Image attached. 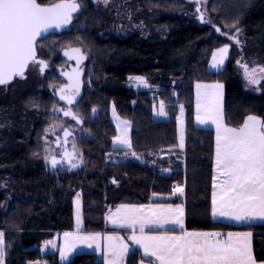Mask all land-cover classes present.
<instances>
[{
	"label": "trees",
	"instance_id": "16d2710c",
	"mask_svg": "<svg viewBox=\"0 0 264 264\" xmlns=\"http://www.w3.org/2000/svg\"><path fill=\"white\" fill-rule=\"evenodd\" d=\"M145 1L147 7L165 12L158 20L165 24H160L157 33L144 36L136 32L125 39L104 37L102 10L83 0L75 25L62 36L50 35L40 41L39 53L46 58L73 46L89 51L84 92L75 108L92 137L82 141L85 162L81 168H45L41 161L44 137L52 111L60 102L48 87L49 81L45 82V90H31L25 95L24 104L39 109L42 116L35 123L28 151L13 150L11 146L0 149L3 264H61L57 252L45 253L42 245L57 233L74 228L76 193H81L83 199L84 231L107 233L113 231L107 213L118 204L180 200L183 195L174 193L175 182L185 186L188 230L253 231L256 259L264 262V222L234 226L212 217L215 132L195 123V84L201 81L224 84L225 121L229 126L239 127L248 115L264 118V90L256 94L246 89L235 47L223 70L209 69L214 51L230 43L221 33L237 28L264 62V0H209L206 10L188 0ZM197 7L205 11L208 22L200 21ZM133 75L149 79L183 76V80L177 95L162 88L156 96L128 87ZM14 94L18 95L16 91ZM158 97L167 102L169 119H155L153 103ZM113 104L132 123V150L113 146L117 136L110 114ZM181 106L186 117L185 151L179 149ZM95 109L99 115L92 119ZM130 151L141 158L126 160ZM117 154L123 161L116 160ZM113 174L119 176L118 181L110 179ZM142 259L141 251L136 249L129 254L127 264H139ZM67 264L105 263L96 253L84 252Z\"/></svg>",
	"mask_w": 264,
	"mask_h": 264
},
{
	"label": "snow or ice",
	"instance_id": "6c2138e0",
	"mask_svg": "<svg viewBox=\"0 0 264 264\" xmlns=\"http://www.w3.org/2000/svg\"><path fill=\"white\" fill-rule=\"evenodd\" d=\"M199 4L200 0H194ZM107 4L108 0H104ZM80 10L77 0H59L44 5L38 0H0V85H6L13 79L24 78L29 64H47L36 58L37 38L53 28H63L72 22L73 14ZM201 22L206 20V13L196 8ZM235 28V24L232 25ZM220 32L219 28H216ZM240 29H236L239 34ZM225 35V33H221ZM237 44L236 36L230 37ZM79 64L86 57L79 48L71 50ZM229 46L217 49L213 54L212 67L219 69L227 57ZM68 55V53H65ZM244 78L249 85H259L264 80V66L249 67L241 63ZM70 84L60 88V99L70 105L80 91V72L66 74ZM138 85L148 87L143 77H130ZM197 121L201 124L212 123L216 126L215 176L213 177L212 216L226 217L236 222L252 223L264 221V118L248 115L239 127H229L224 123L221 105L222 84H197ZM69 90L65 94V90ZM203 89V94L201 93ZM203 102V112H201ZM163 101L159 104L157 115L167 116ZM59 111H64L59 109ZM115 112V109H113ZM183 115V106H181ZM64 115L77 117L71 110ZM121 135L115 137L118 146L131 148L127 137L128 122H123ZM119 127V125H118ZM70 135L65 131V137ZM183 129L180 146L183 147ZM135 155V153H133ZM74 153H66L62 160L55 156L46 157L52 168L65 161L72 168ZM82 162V161H81ZM183 195V189L176 186L174 193ZM155 195V194H153ZM77 232H65L61 259H66L76 247L77 242H84L92 247L101 239L100 233L80 234L82 221L79 216L77 200ZM110 222L118 227L132 228L134 234L129 237L133 244L143 250L144 257L152 258L149 264H257L251 246V232L188 231L184 228L183 208L171 205H121L115 214L109 216ZM138 225V228H137ZM168 225L180 229V233L169 234ZM146 228L164 229L157 234H147ZM139 235H136V232ZM174 231V229H173ZM106 264H123L129 252L128 244L121 237L107 236ZM56 247L55 240L45 242V246ZM5 256L4 233L0 232V264ZM141 264H144L141 261Z\"/></svg>",
	"mask_w": 264,
	"mask_h": 264
},
{
	"label": "rangeland",
	"instance_id": "374dc122",
	"mask_svg": "<svg viewBox=\"0 0 264 264\" xmlns=\"http://www.w3.org/2000/svg\"><path fill=\"white\" fill-rule=\"evenodd\" d=\"M58 1V0H55ZM83 5V0H78ZM94 5L96 10L103 12L104 14V23H105V31L103 33L104 37H116L119 39H125L129 36L133 35L136 32H139L142 35H151L153 31L155 33L161 31V25L165 24L161 22L159 24L158 20H160V16L165 14L161 9L149 8L147 7V3L145 0H108V3L105 4L104 0H89ZM194 2V0H188ZM209 0H200L199 5H203L206 10V5ZM54 2V0H52ZM197 4V3H195ZM167 14V13H166ZM79 15L75 17V25L78 20ZM150 20V23H149ZM72 25V26H73ZM169 28V27H168ZM230 31V32H229ZM225 33L224 37L228 38L230 43L229 45L230 53L231 50L234 49L236 62L240 61L241 63L247 62L249 67L253 66H264V62L261 60L259 54H256V50L252 49L246 37L242 33L241 29L239 34L236 33V29L229 30ZM236 36V39L240 41L239 44L235 42V40L230 37ZM225 46V45H224ZM223 47V46H222ZM221 48V47H220ZM86 56L89 54L85 48H83ZM219 49V48H218ZM215 53V52H214ZM88 57V56H87ZM88 63V62H86ZM85 64V63H84ZM238 69L240 70L242 77L243 69L240 67V64L237 63ZM31 69L28 71V77L23 79H17L14 82L0 86V149L7 150L9 146L13 150H22L28 151L29 144L31 141V137L33 134V130L35 128V123L41 119L42 113L39 109L35 107L26 106L23 102V98L25 95L31 90H45L47 88V84L45 82L49 81L51 75L53 74L54 68L49 66L46 72L42 73L39 65H31ZM130 77H143L148 84V87H144L143 85H138L136 82L130 79ZM128 87L137 90V91H147L149 93H155L158 96V93L162 88L170 89L174 95H177L178 88L182 84L183 76L174 77L171 76L169 79H164L159 76L158 79H149L146 76H130ZM245 80V87L248 91H252V93L260 94L262 90H264V80L257 85H249L247 80ZM56 81L52 80V83L48 84V87L52 92H56L58 85L56 86ZM34 84V86H32ZM14 91L18 93V95L14 94ZM163 101L165 104V111L167 112V116H159L157 112L159 110V104ZM115 109V112L113 111ZM154 117L157 120H166L169 119V114L167 111V102L164 101L161 97H158L157 100L153 103ZM98 111V110H96ZM111 120L113 124L116 126L118 130V135H121V130L124 128L123 122H128L127 127V137L130 140L131 146V133H132V123L130 120L121 116V114L117 111L116 106L113 104L111 107ZM52 119L48 121L47 134L44 137V147H43V158H41L42 163H44V167L51 170V164L46 159V157L52 156V151L54 148V135L63 129L64 124L68 123L73 131L78 133L77 137L74 139L75 149L77 150V155L79 157L84 158V152L82 149V141L85 139H91L92 134L89 129L85 127V125H81L77 120L63 117L57 111V107L52 111ZM99 113L96 115L98 116ZM180 121L184 122V119H180ZM119 125V127H118ZM3 130V131H2ZM3 136H8L7 139H2ZM17 139V140H16ZM10 142V143H9ZM115 148H122L127 150H132L131 148L125 146H118L114 143ZM10 148V147H9ZM10 148V149H11ZM131 155H127L126 160L134 159L138 160L141 158L140 155L130 151ZM39 159V158H38ZM116 160L118 162L123 161L121 155H116ZM125 160V161H126ZM55 169L58 170H70L71 168L66 166L65 164H60L59 167ZM53 170V169H52ZM166 173V172H165ZM118 175L113 174L110 176V179L114 181H118ZM79 199V216L82 221L81 227L84 228V220H83V211L84 204L81 193H76L74 196V218L75 224L77 228V200ZM84 243V242H83ZM65 247V246H64ZM42 249L45 253H51L52 248L49 246H45V243L42 245ZM65 260V259H64ZM4 263V262H3ZM41 264H47L46 262H41Z\"/></svg>",
	"mask_w": 264,
	"mask_h": 264
},
{
	"label": "crops",
	"instance_id": "0c3cea01",
	"mask_svg": "<svg viewBox=\"0 0 264 264\" xmlns=\"http://www.w3.org/2000/svg\"><path fill=\"white\" fill-rule=\"evenodd\" d=\"M216 51H217V49L214 52H216ZM229 51H230V49H229ZM229 51H228V54H227L226 59L224 60L223 65L220 66L219 69L212 67V63H213V59H212L213 58V55H212V57L210 59V62H209V69L211 71H215V72L223 70L226 67V65H227V63L229 61L230 55H231V53ZM217 83L223 85L222 98H221V105H222V112H223V120H224V123L227 126H229L226 123V121H225V87H224V84L222 82H219V81H213V82L201 81V82H197L195 84V123H196L197 127H199V128L210 129V130H213L215 132V145H216V126L214 124H212V123L201 124V123H199L197 121V118H196L197 117V88H196V85L197 84L211 85V84H217ZM203 91L204 90L201 89V93L202 94H203ZM201 112H203V102H202ZM180 119H184V122L183 121H180ZM229 127H232V126H229ZM181 129H183V137H184L183 147L180 146ZM116 130H117V128H116ZM178 131H179V149L182 150V151H185V149H186V117H185V111L184 110H183V115L180 113L179 116H178ZM118 134L119 133H118V130H117V136H118ZM114 140H115V138H114ZM114 140H113V146H114ZM215 172H216V170H215V155H214V176H215ZM176 186H179L180 188L183 189V197L180 200H178V201H172V200H170V201H168V200H157V201H152V202H147V203H121V204L116 205L112 209H110L108 211V213H107V223H108L109 227L113 231L107 232V233H100L101 234V239L97 242L99 244V248H97L96 244H93L92 247H88V245L86 243L77 242L75 249L70 254H68V256H67V258L65 260L64 259L62 260L61 259V249H63L64 246H65L63 234L65 232L76 233L77 232V228H76V224H75L74 225V228L72 230L65 231V232H62V233H57L54 236V238L52 240H55L56 247L53 248L51 245H48L50 248H52V252L51 253L57 252V254H58V260H59V262L61 264H67L76 254L84 253V252L96 253L98 255L99 259H101L106 264L105 254L107 252V244H108V241L105 239V237H107V236H114V237L115 236H118V237H121L122 240H123V242L126 243V244H128V246H129V252L125 256V259H124L123 264H127L128 258H129V254L132 251L136 250V249L140 250L141 253H142L143 259L141 261H143L144 264H149V261L152 258H150V257H144L143 250L141 248H139L138 245L133 244V242L129 239V237H131L134 234L133 229L132 228H128V227H118V226L114 225L112 222H110L109 216L112 215V214H115L116 213V210L121 205H137V206H139V205H150V206H154V205H165V206L171 205L173 208H176V207L179 206V207H182L183 208L184 228L186 230H188L187 223H186V221H187V205H186V202H185V186H180L179 184H177L175 182L173 184V188L175 189ZM213 219L215 221H217V222L231 224V225H234V226L253 225V224H259V223H263L264 222V221L256 220V221H253L252 223L249 224V223L236 222V221L231 220V219H228L226 217H215V218L213 217ZM137 228H138V225H137ZM167 228L169 230V234H177L178 235L180 233V229L178 227L174 226V225H168ZM173 229H174V231H173ZM163 231H164V229H158V228H151V229L146 228L145 229V232L147 234H157V233H160V232H163ZM188 231H195V230H188ZM205 232H220V233H224V234H227L229 232H233V233H235V232H251L252 233L251 246H252V251H253L254 257L256 259L255 252H254V244H253V237H254V232L253 231H250V230H209V231H205ZM88 233H99V232H86V231H84V228L81 227L80 234H88ZM135 234L136 235H139V232L137 231ZM141 261L139 262V264H141ZM256 261H257V264H264V262H260L257 259H256Z\"/></svg>",
	"mask_w": 264,
	"mask_h": 264
},
{
	"label": "flooded vegetation",
	"instance_id": "af4514ba",
	"mask_svg": "<svg viewBox=\"0 0 264 264\" xmlns=\"http://www.w3.org/2000/svg\"><path fill=\"white\" fill-rule=\"evenodd\" d=\"M55 2H59V0L58 1H55ZM77 2L80 4V7H82V4H81V2H79L78 0H77ZM76 16H78V15H75L74 17H73V20H72V22H71V24L69 25V27H68V29L74 24V22H75V17ZM67 29V30H68ZM66 32V30L65 31H62V32H58V33H51V34H49V35H47L46 37H48V36H52L53 38L54 37H58V36H62V34L63 33H65ZM45 37V38H46ZM44 39V38H43ZM42 39V40H43ZM42 40H40V41H42ZM40 41L37 43V58L38 59H41L42 61H44L46 64H47V67H45V71L44 72H46V70H48V68H49V66L51 67V68H54V72H53V74L51 75V77H50V79H49V82L50 83H52V80H54V81H56V86L58 85V88H57V90H56V92L54 93L53 92V94L56 96V98L59 100V102H60V104L57 106V111L61 114L63 111H59V109H63V110H68V109H70V107H69V105L67 104V103H65L64 101H62L61 99H60V95H61V93H60V88L61 87H64L65 85H68V84H70L69 82H67V80H66V78L63 76V72L64 71H68V70H72V69H74V67H77V60L76 59H73V58H71L72 56H75L76 54L75 53H73L71 50L72 49H75V48H79L80 50H81V53L83 54V55H85V53H84V51H83V49H82V47H80V46H73V47H70V48H65V49H63V50H61L59 53H57V54H54V55H52V56H50V57H44V56H41L40 55V53H39V43H40ZM65 53H68V55L66 56V54ZM86 61L87 60H85V62L84 61H82V64H81V66L79 67V69H81V68H85L86 69V67H87V63H86ZM85 63V64H84ZM31 65H39L40 66V70H41V68L43 67L42 65H40V64H31ZM26 77H28V75H25L24 76V78H16V79H25ZM48 82V81H47ZM7 85V84H6ZM2 86H4V85H2ZM83 90H84V88H83ZM68 91L69 90H65V94H68ZM78 103V102H77ZM76 103V104H77ZM76 104L75 105H73V107H72V109L75 111L76 110ZM68 126V123H66V124H64V126H63V129L62 130H65V128ZM61 130V131H62ZM61 131H59L57 134L58 135H60L61 134ZM54 142H56V140L54 141ZM53 153L55 152V147L53 148V151H52ZM52 153V154H53Z\"/></svg>",
	"mask_w": 264,
	"mask_h": 264
},
{
	"label": "water",
	"instance_id": "95a60500",
	"mask_svg": "<svg viewBox=\"0 0 264 264\" xmlns=\"http://www.w3.org/2000/svg\"><path fill=\"white\" fill-rule=\"evenodd\" d=\"M38 2H39V0H38ZM80 12H81V7H80V10L78 12H76V13L73 14V17L75 15L79 14ZM69 25H67L66 27H63V28H53V29H50L49 31H47L46 33H43L40 37L37 38L36 44H37V42L39 40H41L42 38H44L45 36H47V35H49L51 33H58V32L60 33L62 31L67 30L68 27H69ZM36 58H37V48H36ZM37 60H41V59H38L37 58ZM82 61H84V59ZM82 61L79 64L77 63V67H74V69L63 72V76L66 78L67 82H69V83H71V81L69 80V77L66 74H73L74 73V70H77V71L80 72V82H81V84H80L79 95L75 96L74 102L72 104H70V105L67 103V101L62 100L65 103H67L69 106L75 104L81 98V96L83 94V77H84V74H85V69H83V68L79 69V67L82 64ZM29 66H30V64H29ZM29 66H28V68H29ZM28 68L25 70V73L27 72ZM0 86H2V85H0ZM68 110H71V112L77 117V119H75V120H77L82 125L83 124V121L81 120L80 117H78L74 113L73 109H68ZM64 111H66V110H64ZM64 111L62 112L63 117L68 118L69 120H70V118H73L72 116H66V115H64ZM96 114H97V111L94 110L93 111V117H95ZM65 131H68L70 133V135H68L67 137H65ZM75 137H76V132L73 131V130H71L69 127H66L65 130L60 135H58L56 137V142L54 144V146H55V152H54V155L53 156H55L56 159H58V160H62L64 158V155L66 153H74V156H73V159H72V163L78 164V167H76V168H81L83 166V164H82L83 162H81L82 161L81 158L77 155V151H76L75 146H74L73 139ZM65 164L69 165L66 161H65ZM58 166L59 165H57L56 167H58Z\"/></svg>",
	"mask_w": 264,
	"mask_h": 264
}]
</instances>
